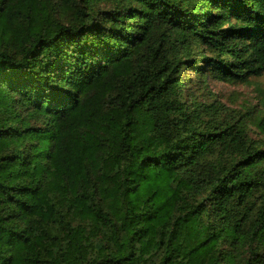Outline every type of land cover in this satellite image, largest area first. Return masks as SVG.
<instances>
[{
    "label": "trees",
    "instance_id": "obj_1",
    "mask_svg": "<svg viewBox=\"0 0 264 264\" xmlns=\"http://www.w3.org/2000/svg\"><path fill=\"white\" fill-rule=\"evenodd\" d=\"M188 70L263 76L264 0H0V264H264V139Z\"/></svg>",
    "mask_w": 264,
    "mask_h": 264
},
{
    "label": "rangeland",
    "instance_id": "obj_2",
    "mask_svg": "<svg viewBox=\"0 0 264 264\" xmlns=\"http://www.w3.org/2000/svg\"><path fill=\"white\" fill-rule=\"evenodd\" d=\"M186 93L195 106L203 109L205 105L225 106L237 112L248 121V130L254 140L263 141L264 135L254 122L264 115V75L251 78L246 83H226L217 80L206 72L200 76L194 71H186Z\"/></svg>",
    "mask_w": 264,
    "mask_h": 264
}]
</instances>
